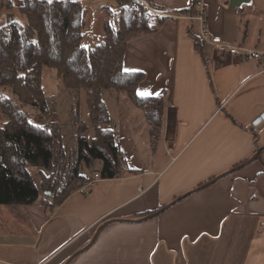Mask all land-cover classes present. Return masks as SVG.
<instances>
[{
    "label": "crops",
    "instance_id": "crops-1",
    "mask_svg": "<svg viewBox=\"0 0 264 264\" xmlns=\"http://www.w3.org/2000/svg\"><path fill=\"white\" fill-rule=\"evenodd\" d=\"M77 1L83 6L85 26L86 10L91 9L105 16L103 28L109 7L118 5V0ZM145 1L165 20H155L154 31L129 41L123 66L143 73L139 94L165 96L161 136L153 142L142 110L127 96L109 90L114 107L113 113L106 101L110 127L129 162L124 165L138 171L94 179L101 172L96 169L84 190L73 191L47 209L41 169H33L37 201L0 204V264H65L112 219L93 245L68 264H264V151L260 159L188 195L159 216L124 221L163 208L246 162L264 146V119L255 124L264 115L259 61L219 54L211 43L204 42L199 49L194 38L197 25L188 19L196 12L195 0ZM204 1L213 34L264 50V0ZM14 3L19 10L24 0ZM4 17L0 25L21 20L14 11ZM48 73L43 81L51 96L56 88L47 89ZM57 78L56 86L63 84ZM77 109L91 129V122L83 119V107ZM3 121L0 113V126ZM66 121L59 118L65 127ZM65 140L69 145L68 137Z\"/></svg>",
    "mask_w": 264,
    "mask_h": 264
},
{
    "label": "trees",
    "instance_id": "trees-1",
    "mask_svg": "<svg viewBox=\"0 0 264 264\" xmlns=\"http://www.w3.org/2000/svg\"><path fill=\"white\" fill-rule=\"evenodd\" d=\"M118 0L120 16L117 24L107 20L104 37L96 46L83 45L85 27L83 6L77 0H24L19 10L25 22L14 20L0 25V88L11 94L0 93V113L4 121L0 126V204H32L39 197L33 169H41L47 209L64 201L76 188L63 194L47 190L49 185L44 170H52L58 154L65 148L62 125H42L25 106L40 107L48 111L49 99L44 88L46 70H54L67 89L85 90L95 136L89 142L81 134L88 126L81 122L76 153L87 161L101 159V177H122V150L110 127V113L103 91L110 89L126 95L140 108L150 125L151 138L161 136L165 116V96H143L138 86L142 72L128 71L123 66L129 41L154 31L143 4L136 0ZM153 6V5H152ZM12 0H0V10L12 9ZM154 7V6H153ZM160 23L164 16L158 17ZM194 38L199 49L203 42ZM79 115V112H78ZM262 153L258 159L261 158ZM77 168L73 175H77ZM87 180V179H85ZM84 180V182H85ZM51 195L56 201L49 202ZM153 213V212H151Z\"/></svg>",
    "mask_w": 264,
    "mask_h": 264
},
{
    "label": "rangeland",
    "instance_id": "rangeland-1",
    "mask_svg": "<svg viewBox=\"0 0 264 264\" xmlns=\"http://www.w3.org/2000/svg\"><path fill=\"white\" fill-rule=\"evenodd\" d=\"M124 3L122 6L128 7L129 4L126 0H123ZM137 2L143 4L148 10H146L148 19L152 20V25L155 20H157V16L161 17L162 13L158 11L155 7L151 6L150 3L146 2L145 0H136ZM13 5L15 6L12 9L8 8H3L0 10V22H2L3 19H5L4 14L6 12L13 13L15 16H19V20L22 22H25L26 18L22 16L20 10L17 9L14 0H12ZM109 16L107 20H110L112 23L117 24V19L120 16V9L118 5H112L109 7ZM158 12V13H157ZM104 15L101 13H96L95 11L88 9L86 10V20L87 24L85 26V39L82 40L83 45L85 46H96L97 44L101 43L104 37V28L102 25ZM18 18V17H17ZM106 20V21H107ZM4 21V20H3ZM49 73L46 75V83H47V89H54L56 88V93L55 97L49 99V106H48V111L44 112L43 110L40 109V107H33V106H25V108L35 117H38L41 119V124L42 125H54L56 126L59 124V118L63 119L67 123V127L63 126V132L65 138L68 137L70 143L69 145H66L65 148L63 149L62 153L60 152L57 156L56 159V165L53 167L52 170H46V175L45 178L48 181L49 185L46 187L47 190L50 192V190L54 194H60L68 191L71 188H76V189H81V187L84 186L86 182H84L85 179L90 180V177H93V174L96 169H101L103 167V161L101 159H94L92 158L91 161H87L86 158L80 159L79 156H77L76 149H77V139L80 134V130L83 127H80L81 122L84 123V121H81L79 115H78V107H83V119L87 120L88 123L91 122L90 119V114H89V108L87 104V94L85 90H77V89H67L64 87L63 84H56L59 82L58 81V75L55 71L53 70H48ZM63 86V88H62ZM110 89H105L103 91V97L105 98V101H108L110 109L114 113V107L113 105L109 102L110 101V93L108 92ZM0 93H8L9 95L11 94L10 89H3L0 88ZM49 94V91H48ZM13 96V95H12ZM124 95L120 94V97ZM126 96V95H125ZM128 98V97H127ZM129 99V98H128ZM78 105V106H77ZM82 105V106H81ZM53 109H58V114L54 113L53 114ZM63 111H67V114H63ZM114 116V114H113ZM58 119V120H57ZM148 122V121H147ZM65 124V123H63ZM85 124L88 126L87 130L81 134H83L85 137L88 135L87 138L91 141V139L95 136V131L94 129H90L89 125L85 122ZM92 125V124H91ZM65 128V131H64ZM90 129V130H89ZM119 130L117 129V132ZM66 133V135H65ZM68 135V136H67ZM88 140V139H87ZM120 139H117V142L119 144ZM89 141V142H90ZM119 147L122 149L121 145L119 144ZM158 150L162 151L161 149L158 148ZM165 149L163 148V155H164ZM123 157V154H122ZM121 157V158H122ZM126 156L123 157V162L122 168H126L124 165V161L129 163L127 160ZM77 168V175H73L74 169ZM233 169V168H232ZM38 170V169H35ZM231 170V169H230ZM229 171V170H227ZM225 171V172H227ZM223 172V173H225ZM124 173H127L125 170ZM35 174V173H34ZM101 174V172H100ZM222 174V173H221ZM101 176V175H100ZM43 180V176L41 177ZM94 178V177H93ZM86 181V180H85ZM41 186V183H40ZM198 187V186H197ZM196 187V188H197ZM41 190L44 193V188L41 186ZM194 190V189H193ZM192 190H189L182 195L190 192ZM55 195H51L49 198L50 200L56 201L54 198ZM161 209V208H160ZM158 209V210H160Z\"/></svg>",
    "mask_w": 264,
    "mask_h": 264
},
{
    "label": "built area",
    "instance_id": "built-area-1",
    "mask_svg": "<svg viewBox=\"0 0 264 264\" xmlns=\"http://www.w3.org/2000/svg\"><path fill=\"white\" fill-rule=\"evenodd\" d=\"M194 6L196 12L188 15V19L195 22L198 28V37L204 43H211L215 46V51L219 54L226 55L236 59H255L259 61L262 72H264V50H258L241 46L230 42L222 36L215 35L211 32L208 22V11L204 0H195ZM158 13V12H157ZM169 151H172L170 149ZM100 172H96L94 179L100 178ZM86 185L82 188L85 189Z\"/></svg>",
    "mask_w": 264,
    "mask_h": 264
},
{
    "label": "water",
    "instance_id": "water-1",
    "mask_svg": "<svg viewBox=\"0 0 264 264\" xmlns=\"http://www.w3.org/2000/svg\"><path fill=\"white\" fill-rule=\"evenodd\" d=\"M264 119V115L261 116L260 118H258L256 121H255V124H258L259 122H261L262 120ZM262 151H264V146L258 148L256 150V153L249 159L247 160L246 162L240 164L239 166L229 170L228 172H225L219 176H216L215 178L211 179L210 181L206 182L205 184H202L201 186L195 188L194 190L184 194L183 196H180L179 198L175 199L173 202L167 204L166 206H164L163 208H161L160 210H157L145 217H142L138 220H133V219H124V221H129V222H135V221H145L149 218H153V217H156V216H159L160 214H162L163 212H165L167 209H169L171 206H173L175 203H177L178 201H180L181 199L187 197L188 195L196 192V191H199V190H202L206 187H208L209 185L217 182L218 180H220L221 178H223L224 176L234 172L235 170H239L249 164H251L252 162H254L255 160L258 159L259 155L262 153ZM113 221H115V219H112V220H107L105 221L103 224H101L99 226V228L97 229L96 233L94 234L92 240L90 241V243L85 246L84 248L78 250L76 253H74L70 258L69 260H67V262L65 264H68L72 259H74L76 256H78L79 254L83 253L84 251H86L87 249H89L91 247V245H93V243L95 242V240L97 239V236L99 235V233L106 227L108 226L110 223H112Z\"/></svg>",
    "mask_w": 264,
    "mask_h": 264
},
{
    "label": "snow or ice",
    "instance_id": "snow-or-ice-1",
    "mask_svg": "<svg viewBox=\"0 0 264 264\" xmlns=\"http://www.w3.org/2000/svg\"><path fill=\"white\" fill-rule=\"evenodd\" d=\"M49 2H51V0H49ZM140 94H141V95H147V93H143V92H142V93H140Z\"/></svg>",
    "mask_w": 264,
    "mask_h": 264
}]
</instances>
